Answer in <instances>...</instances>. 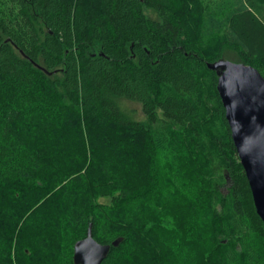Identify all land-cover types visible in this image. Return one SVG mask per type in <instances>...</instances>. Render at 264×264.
<instances>
[{
    "label": "trees",
    "instance_id": "obj_1",
    "mask_svg": "<svg viewBox=\"0 0 264 264\" xmlns=\"http://www.w3.org/2000/svg\"><path fill=\"white\" fill-rule=\"evenodd\" d=\"M228 50L264 77V0H0V264H75L90 224L102 264H264Z\"/></svg>",
    "mask_w": 264,
    "mask_h": 264
},
{
    "label": "water",
    "instance_id": "obj_2",
    "mask_svg": "<svg viewBox=\"0 0 264 264\" xmlns=\"http://www.w3.org/2000/svg\"><path fill=\"white\" fill-rule=\"evenodd\" d=\"M208 67L219 75L218 92L257 214L264 223V77L254 67L228 60L208 64ZM122 242L119 238L111 245L100 244L90 224L86 238L74 246V263L102 264L112 246L117 248Z\"/></svg>",
    "mask_w": 264,
    "mask_h": 264
},
{
    "label": "rangeland",
    "instance_id": "obj_3",
    "mask_svg": "<svg viewBox=\"0 0 264 264\" xmlns=\"http://www.w3.org/2000/svg\"><path fill=\"white\" fill-rule=\"evenodd\" d=\"M145 12L148 16L153 15L152 12L148 9H145ZM223 58H224V60H228V61H232V62H236V63H239V61H240L238 59L237 55H235L230 50L225 52ZM122 107H123V110L126 112V114L130 115L135 120L142 121V122L146 121V117L143 114L142 107L140 104L129 102V101H123Z\"/></svg>",
    "mask_w": 264,
    "mask_h": 264
}]
</instances>
